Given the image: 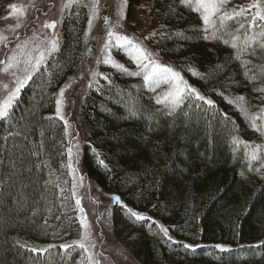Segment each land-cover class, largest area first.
<instances>
[{
    "label": "trees",
    "instance_id": "16d2710c",
    "mask_svg": "<svg viewBox=\"0 0 264 264\" xmlns=\"http://www.w3.org/2000/svg\"><path fill=\"white\" fill-rule=\"evenodd\" d=\"M10 1L0 0V12ZM139 2L130 0V7ZM150 2L160 54L201 94L215 101L235 125L217 124L213 119L209 126L200 110L186 105L183 112L188 117L183 112L167 116L163 105L156 103L167 85L160 84L153 91L142 76L119 71L84 98L83 116L89 127L84 168L102 189L113 190L125 201L126 208L114 209L115 229L128 239L141 264H264V152L255 161L249 155L252 145L264 146V136L225 99L243 95L255 114L264 107V93L253 88L264 87V80L246 79L241 62L230 59L234 55L230 45L203 40L200 33L185 40L184 36L193 37V30L202 28V21L179 0ZM87 21V8L71 9L62 21L59 53L21 90L13 118L0 120V160L4 161L0 176H8L10 161L19 163L21 154L28 167L42 165V170L33 168L23 177L0 184L4 189L0 194V264H79L82 260L78 248L65 252L59 247L74 239L80 224L67 168L65 125L55 114V100L80 64ZM239 22L246 23L243 18ZM217 65L226 67L214 71ZM130 110L136 112L134 117ZM10 132L20 135L5 142ZM233 135L249 147L234 146ZM29 149L39 155L29 156ZM8 183L14 186L9 188ZM21 183L28 187L18 191ZM13 197L26 202L22 210L14 205ZM127 208L147 219L137 221ZM45 219L51 227L44 225ZM160 225L169 230L168 236ZM185 244L196 247L188 249ZM31 247L48 251L32 253L27 250Z\"/></svg>",
    "mask_w": 264,
    "mask_h": 264
},
{
    "label": "snow or ice",
    "instance_id": "6c2138e0",
    "mask_svg": "<svg viewBox=\"0 0 264 264\" xmlns=\"http://www.w3.org/2000/svg\"><path fill=\"white\" fill-rule=\"evenodd\" d=\"M230 0H179V4L189 9L192 12L199 14V18L202 21V28L194 29V36H184L185 40H190L195 38L196 33H200V38L203 40H216L222 41L226 45H230L233 49L234 55L230 59L239 60L241 62V67L244 69V75L249 82L254 83L257 80H264V63H256L255 59L264 61V0H252L247 7L233 8L231 11L228 9V4ZM99 4L100 0H91L90 3H84V0H66L61 8L63 13L65 9L71 10L73 6L75 7H85L89 10L88 19V29L91 30L93 26V20L99 17ZM15 9V5L9 6ZM171 7V6H170ZM254 10V11H253ZM122 12V6H121ZM250 13V19H249ZM124 17L120 15L119 19L116 21H109L108 17H104L105 23L107 24V39L103 45L106 50L104 59L105 64L111 63V66L122 74L129 76H142L144 84L149 86L153 91L160 86L161 83L168 85V89L159 97L156 98V103L163 105V114L167 116H173L179 112H183V107H192L200 110L206 121L209 122L215 119L217 124H232L235 122L232 118L222 110L218 108L215 101L211 98L206 97L201 94L196 88L188 83L187 80L181 75V73L175 70L169 65L161 64L155 57L157 54H153L147 48H145L142 43L134 36L124 34L122 31L117 32L115 29H122L123 25L120 23ZM240 18H243L244 22H239ZM229 22H236L238 26L233 28ZM57 21L53 20L51 22H45L42 25L43 29L53 30L50 34L45 33L43 37L37 36L36 33L27 39L21 41L20 37L17 36V43L15 47L9 52L5 53V58L0 59V74H3L6 78H10L9 82H0V93H2V98H0V120H11L13 118L14 105L17 102L21 90L28 84L29 81L33 79V76L41 72L42 66L46 65L49 58L59 53L60 51V41L59 35L55 31L57 28ZM16 28L21 27L19 23L16 24ZM259 29L257 32L256 29ZM251 30V35L249 31ZM153 36L156 33L152 34ZM174 35H183V33H175ZM225 37H229L225 39ZM149 37H145L148 39ZM8 37L5 35H0V44L4 48H7ZM31 45V47H29ZM112 47H115L121 51H125L129 58L136 64L137 71H131L129 68L125 67L123 64L112 60L109 51ZM249 57V59H243V57ZM99 63V61H98ZM226 65H217L214 71H221ZM93 75H99L98 73H93ZM108 79L107 76L104 77ZM206 78L204 76L201 77ZM235 83V82H234ZM70 86V85H69ZM91 87V85H89ZM66 88H61L57 94L55 100L56 103V116L64 121L65 134L67 135L68 121L64 119L62 114V105L64 103V94ZM213 91L221 96H224L223 92H217L216 89ZM253 91L264 93V87H254ZM226 102L234 107L238 108L240 113L244 115L250 124V127L258 131L261 136H264V107H261L258 111L253 114L252 106L246 100L243 95L233 96L231 98L225 97ZM264 99V97H261ZM130 115L135 116L136 112L130 110ZM185 117L189 116L188 112H183ZM46 119L51 120L52 117H47ZM259 121V123H258ZM236 131L235 127L232 130ZM19 132H10L4 137L5 142H7L12 136H19ZM43 135V132L41 133ZM232 135V133H230ZM27 140V137H24ZM233 144L243 145L245 148L249 147L248 142L242 141L238 136L233 135ZM17 146L14 144L13 148ZM43 147V144L40 145ZM77 151L79 145H75ZM252 152L249 154L250 159L257 160L258 153L264 152V146L262 145H252ZM29 151V156H38V151ZM68 164L67 168L72 170L73 175V189L77 186L75 169H73V148L67 147ZM4 161L0 160V165ZM99 164L105 169H108L107 164L104 160H100ZM28 161L21 154L19 158V163L16 159L10 161L8 176L5 178L0 176V184L10 182L15 177H23L25 173H31L33 168L41 169L42 165L33 164L32 167H28ZM43 167H47L43 164ZM19 169V171H18ZM83 177L80 178V186H82ZM47 183V181L45 182ZM14 185L8 183V187L12 188ZM58 186V185H57ZM28 185L21 183L18 191L27 188ZM4 191L0 188V194ZM63 191V189H61ZM73 196H75V191H73ZM14 205L18 209H23L26 202L12 198ZM112 200L121 205L122 207H127L123 204L120 197L114 196ZM76 206L79 208L81 214L84 213L83 207H81V200L77 198L75 200ZM51 212V209H48ZM130 216L134 217L137 221H142L147 219L140 212L134 211L131 208H127ZM33 216L37 213L33 211ZM60 219L59 216L55 217ZM80 226L85 231L81 239L73 241L71 243H63L59 247L67 252L69 249L78 248L82 251L83 256L79 264H100V261L95 258V254L91 249L95 248V244H89L90 240V225L87 223L86 216H81L79 220ZM153 223H157L153 221ZM44 225L51 227L48 220H44ZM160 231L163 232L165 236L169 235V230L160 225ZM171 239V237H169ZM55 247V245H49L48 248ZM185 248L194 249L195 245L185 244ZM221 251L226 249L222 245H216ZM48 248L38 249L36 247H31L27 249L32 253L36 252H46Z\"/></svg>",
    "mask_w": 264,
    "mask_h": 264
},
{
    "label": "rangeland",
    "instance_id": "374dc122",
    "mask_svg": "<svg viewBox=\"0 0 264 264\" xmlns=\"http://www.w3.org/2000/svg\"><path fill=\"white\" fill-rule=\"evenodd\" d=\"M65 2L66 0H11L5 10L0 12V35L7 36L10 41L7 48H4L0 44V59H4L5 53L15 47L17 36L22 41L31 37L33 33H36L41 38L45 33L50 34L53 30L42 28V25L46 21L51 22L55 20L58 22L55 31L59 35L61 45L62 21L71 11L65 9L63 13L61 12V8ZM90 2L91 0H84V3ZM250 3H252V0H230L227 7L231 10L241 6L247 7ZM10 5H15V9L10 8ZM150 9V0H140L135 8L130 7V0H100L99 17L93 20V26L90 31L87 21L84 49L80 64L76 71L72 72L59 88V90L66 88L62 114L64 119L68 121L67 144L68 147L73 148V169L76 170L75 177L77 183V186L74 188L75 200L79 198L81 200L80 206L84 209V213L81 214L79 208L76 206L78 221L82 215L86 216L87 223L90 225V240L88 243L95 244V248L91 249V251L95 254V258L100 261V264H141V262L134 254L128 239L115 229L113 213L114 209L120 205L115 203L112 197L120 196L113 190L107 191L102 189L87 174L84 168L83 148L88 142L89 127L83 116V102L91 89L102 86L107 80L104 78L105 76L109 78V76L119 72L111 66V63L105 64L103 62L106 58V50L103 48V45L107 39V24L104 17H108L109 21L114 22L119 19L120 15H123L124 18L120 20L123 28L115 29V31H122L124 34L136 37L145 48L153 54H157L154 58L161 64L169 65L182 73L172 62L160 54L157 47V26L152 21ZM17 23L21 27L16 28ZM153 33H156V35L153 36ZM145 37L149 38L145 39ZM108 51L112 60L123 64L127 68L129 67V69L137 68L136 64L125 51H121L115 47H112ZM93 73H98L99 75H93ZM9 79L0 74V82H9ZM184 79L187 80L186 78ZM188 83L196 88L194 84L189 81ZM0 98H2V93H0ZM77 144L79 145L78 151L75 147ZM71 172L72 170H70V174ZM81 176L83 177L82 186L79 184ZM71 177L73 180L72 174ZM120 199L125 204V201L121 197ZM84 231L80 226L78 234L67 243L81 239Z\"/></svg>",
    "mask_w": 264,
    "mask_h": 264
}]
</instances>
